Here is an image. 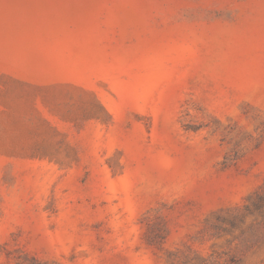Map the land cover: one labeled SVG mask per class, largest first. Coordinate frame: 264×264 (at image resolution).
<instances>
[{
    "label": "rangeland",
    "instance_id": "1",
    "mask_svg": "<svg viewBox=\"0 0 264 264\" xmlns=\"http://www.w3.org/2000/svg\"><path fill=\"white\" fill-rule=\"evenodd\" d=\"M0 264H264V0H0Z\"/></svg>",
    "mask_w": 264,
    "mask_h": 264
}]
</instances>
